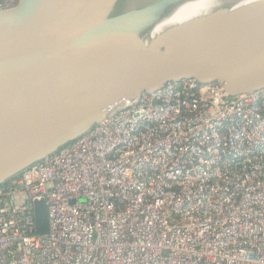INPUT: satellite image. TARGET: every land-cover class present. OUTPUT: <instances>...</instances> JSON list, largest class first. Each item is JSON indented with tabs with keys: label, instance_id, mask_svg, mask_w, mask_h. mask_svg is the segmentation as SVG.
Masks as SVG:
<instances>
[{
	"label": "built area",
	"instance_id": "2783aa9c",
	"mask_svg": "<svg viewBox=\"0 0 264 264\" xmlns=\"http://www.w3.org/2000/svg\"><path fill=\"white\" fill-rule=\"evenodd\" d=\"M0 264H264V88L187 78L120 104L0 184Z\"/></svg>",
	"mask_w": 264,
	"mask_h": 264
},
{
	"label": "water",
	"instance_id": "95a60500",
	"mask_svg": "<svg viewBox=\"0 0 264 264\" xmlns=\"http://www.w3.org/2000/svg\"><path fill=\"white\" fill-rule=\"evenodd\" d=\"M100 0H18L0 10V184L71 143L123 102L187 78L229 95L264 88V0L221 4L190 18L146 49L132 38L151 19L103 5L100 31L122 25L125 44L67 49ZM132 21L124 26V21ZM37 234L46 204L34 202Z\"/></svg>",
	"mask_w": 264,
	"mask_h": 264
},
{
	"label": "bare ground",
	"instance_id": "6f19581e",
	"mask_svg": "<svg viewBox=\"0 0 264 264\" xmlns=\"http://www.w3.org/2000/svg\"><path fill=\"white\" fill-rule=\"evenodd\" d=\"M253 0H100L96 10L81 23L74 34L67 49H78L84 47L118 48L125 44V37L116 26L115 33L111 37L103 38L99 22L100 15L97 13L103 5L111 7L126 6L134 10L136 17H143L148 7L153 8L154 14L143 28L132 38L130 44L136 49H146L158 42L168 33L184 21L200 15L213 7L221 4L234 3L236 6ZM124 21V26L128 25Z\"/></svg>",
	"mask_w": 264,
	"mask_h": 264
},
{
	"label": "trees",
	"instance_id": "16d2710c",
	"mask_svg": "<svg viewBox=\"0 0 264 264\" xmlns=\"http://www.w3.org/2000/svg\"><path fill=\"white\" fill-rule=\"evenodd\" d=\"M5 0H0V5H3Z\"/></svg>",
	"mask_w": 264,
	"mask_h": 264
}]
</instances>
